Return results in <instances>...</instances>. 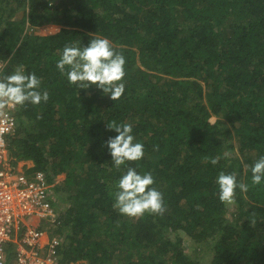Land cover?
<instances>
[{
	"label": "trees",
	"instance_id": "16d2710c",
	"mask_svg": "<svg viewBox=\"0 0 264 264\" xmlns=\"http://www.w3.org/2000/svg\"><path fill=\"white\" fill-rule=\"evenodd\" d=\"M27 2L0 0V78L23 66L49 93L15 107L8 143L13 162L47 178L54 213L37 226L58 241L59 263L201 264L207 253V264H264V181L253 185L251 173L264 157V0ZM97 37L126 60L115 101L56 66L66 45ZM113 120L144 145L119 169L105 147ZM128 167L152 174L163 215L113 207ZM221 172L248 185L234 205L219 199Z\"/></svg>",
	"mask_w": 264,
	"mask_h": 264
},
{
	"label": "clouds",
	"instance_id": "9594fccd",
	"mask_svg": "<svg viewBox=\"0 0 264 264\" xmlns=\"http://www.w3.org/2000/svg\"><path fill=\"white\" fill-rule=\"evenodd\" d=\"M125 57L117 52L107 38H93L86 47L66 45L57 68L72 84L81 89L95 85L110 97L112 101L121 98L125 91L122 82L125 72ZM67 69V71H66ZM41 80L34 74H25L23 66H19L10 74L0 78V117L6 116L9 107L24 106L26 103L39 105L47 102L49 93L39 91ZM110 131L117 135L109 137L105 147L109 150L112 164L119 169L127 161H138L144 156V145L134 142L133 128L129 123H117L115 120L106 124ZM225 155H229L225 153ZM220 160L217 156L210 160L216 165ZM252 184L260 185L264 181V157H260L251 168ZM151 173L138 174L135 168L128 167L118 182L114 208L120 214L129 217H140L145 213L163 215L166 211L162 193L154 185ZM219 199L227 205L236 203V189L248 191L245 183L237 184L236 173L221 172L217 178ZM252 224L255 225L256 213H251Z\"/></svg>",
	"mask_w": 264,
	"mask_h": 264
},
{
	"label": "built area",
	"instance_id": "2783aa9c",
	"mask_svg": "<svg viewBox=\"0 0 264 264\" xmlns=\"http://www.w3.org/2000/svg\"><path fill=\"white\" fill-rule=\"evenodd\" d=\"M14 109L9 107L6 116L0 117V264H60L58 241H47L32 220L53 216L47 178L41 171L30 173L32 165L25 160L13 162L10 155L8 137L16 130ZM9 242L14 245V256L7 263Z\"/></svg>",
	"mask_w": 264,
	"mask_h": 264
},
{
	"label": "rangeland",
	"instance_id": "374dc122",
	"mask_svg": "<svg viewBox=\"0 0 264 264\" xmlns=\"http://www.w3.org/2000/svg\"><path fill=\"white\" fill-rule=\"evenodd\" d=\"M46 31H49V29H40L39 30V32L40 33H43V32H46ZM24 220L26 221V222H29V218L28 217H26V218H24ZM32 220H33V225H38V222H41V224H43V222H46V219H42L41 221L40 220H38V219H35V218H32ZM43 227H44V225H43ZM194 247L191 245V243H189V246H188V248H187V253H189V254H194ZM210 261V255L209 254H204V257L202 258V260L200 261V263L201 264H207L208 262ZM76 263H78V264H86L84 261H78V262H76Z\"/></svg>",
	"mask_w": 264,
	"mask_h": 264
},
{
	"label": "crops",
	"instance_id": "0c3cea01",
	"mask_svg": "<svg viewBox=\"0 0 264 264\" xmlns=\"http://www.w3.org/2000/svg\"><path fill=\"white\" fill-rule=\"evenodd\" d=\"M26 161H27L28 165H32L33 164V162L30 161V160H26Z\"/></svg>",
	"mask_w": 264,
	"mask_h": 264
}]
</instances>
